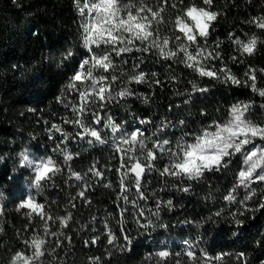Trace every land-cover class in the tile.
<instances>
[{
  "label": "trees",
  "instance_id": "obj_1",
  "mask_svg": "<svg viewBox=\"0 0 264 264\" xmlns=\"http://www.w3.org/2000/svg\"><path fill=\"white\" fill-rule=\"evenodd\" d=\"M146 2L153 10L163 8L159 30L161 36L169 37L175 32V16L181 9L192 3L204 6L202 0ZM210 10L218 13L217 18L207 38H199L198 43L207 51L218 52L219 58L206 64L217 70L226 67L241 83L202 77L179 62L182 56L164 59L155 49L143 52L133 48L119 56L111 53L113 69L109 73L98 69L95 74L109 79L117 76L113 95L123 86L133 95L107 103L103 109H90L85 115V124L99 130L106 141L101 144L87 134L81 137V128L64 122L75 119L65 104L79 99L67 85L80 61L90 55L82 43L83 21L75 0H0V264H11L17 251L31 255L24 240L33 234L45 235L39 217L30 221L27 209L17 210L29 194L36 196L54 219L72 214L65 228L58 220L49 222L58 235L45 237L47 251L39 264H190L185 241L194 246L197 264H264V208L260 207L264 183L249 186L255 194L246 201L245 211L240 201L249 188L237 186L242 167L239 156L230 157L226 167L205 172L198 180L162 177L160 171L168 160L161 157L155 169L147 170L141 179L147 200L133 208L119 198L116 169L120 154L114 142L120 134L105 128L107 117H112L122 133L140 129L149 147L155 139H167L173 147L181 137L192 142L213 121L226 120L231 106L239 103L253 105L247 118L264 125V97L244 84L251 68L256 70L257 87L264 88V72L260 71L264 69V30L250 23L253 18L264 17V0H213ZM229 34L244 41L255 36V51L241 54ZM192 47L194 50L195 45ZM104 50L95 49L97 53ZM69 52L73 54L70 58ZM139 72L145 74L144 82L129 83L128 77ZM193 84L208 91L193 92ZM93 110L100 114V124L93 122ZM53 123L62 131L49 132ZM25 150L41 158L50 156L60 168L39 195L32 189L28 192L26 178L31 172L19 165V154ZM65 153L73 157L67 163ZM93 165L103 172L102 178L89 172ZM69 169L79 172L83 179L71 177ZM109 183L111 187H105ZM185 187L189 191H183ZM82 190L83 197L78 195ZM230 192L235 196L233 201L225 200ZM128 195L130 200L136 198L134 189ZM158 200H171L172 206L161 204L157 210ZM140 209L143 216L138 215ZM221 210L223 215L214 218L215 223L208 221ZM233 212L244 213L237 217L243 221L242 227L234 225ZM149 221L151 225L141 227ZM109 232L115 237L112 244L108 242ZM124 235L131 243L125 242ZM160 251L170 255L161 258L157 255ZM240 253L244 257L238 259Z\"/></svg>",
  "mask_w": 264,
  "mask_h": 264
},
{
  "label": "snow or ice",
  "instance_id": "obj_2",
  "mask_svg": "<svg viewBox=\"0 0 264 264\" xmlns=\"http://www.w3.org/2000/svg\"><path fill=\"white\" fill-rule=\"evenodd\" d=\"M75 2L83 21L81 25L82 43L90 55L80 61L67 85V89L77 93L79 99L75 103L69 101L68 104H65V107H71L75 119L69 120L66 118L64 122L73 123L81 128L82 132L78 133L81 137L87 134L101 144L106 143L99 130L85 124V115L89 113L90 109H103L107 103L133 95V92L127 86L121 87L113 95V85L118 79L117 76L112 75L109 79L107 75L95 74L98 69L103 73H109L113 69L111 53L119 56L124 52L132 51L133 48L143 52L155 49L164 59H175L182 56L179 62L202 77L206 76L213 79L223 77L224 83L234 85L241 83L226 67L218 70L209 67L206 61L218 59L219 53L207 51L206 47L199 46V38H207L209 28L218 15V13L210 10L213 0H202L204 6H197L196 3H192L181 9L175 16L173 25L175 32L172 37L161 36L160 34L159 25L163 23V8L153 10L146 0H75ZM166 2L167 0H165ZM172 7L176 8L177 5L173 4ZM250 23L264 30V17L253 18ZM229 39L237 45V50L241 54L251 55L255 51L257 45L255 36L244 41L238 36L229 34ZM173 41H175L174 44ZM137 42H139V47H137ZM194 45L195 49L193 50L192 46ZM101 47L105 50L103 53H97L95 49ZM72 55L69 52L68 58ZM233 59L235 60L236 57L234 56ZM260 71L264 72V69ZM255 72V69H249L245 74L244 84L250 87L253 92L258 93L259 96L264 97V88L257 87ZM144 79L145 74L143 72L128 77L129 83H142ZM156 83H159V81H156ZM192 90L193 92L208 91L207 88H198L195 84H193ZM145 100H147V97H145ZM57 101L62 103L63 98L57 97ZM252 106L243 103L232 105L226 120L223 122L213 121L203 128L199 134H196L192 142H188L181 137L175 147L167 139H155L149 147L144 133L140 129H136L131 133H122L120 126L113 121L112 117H107L104 121L105 128L110 129L114 135L120 134L119 139L114 142L115 149L120 154V166L116 169L120 178L119 198L123 199L126 204L131 203L133 208L139 207V201L147 200L148 196L142 189L141 179L147 170L155 169L156 161L161 157H167L168 160V163L160 171L162 177L170 176L198 180L204 176L205 172L219 171L222 167H226V161L230 162V157L239 154L243 157V166L237 174V186L249 188L248 194L240 201L245 211H247L246 201L250 200L255 194V189L249 186L254 183H264V125L247 118V113ZM261 107H264V105H261ZM91 115L95 124L102 122L100 114L96 111H91ZM140 123H146V121ZM163 127H166V125ZM52 130L62 131L60 126L55 123L48 129L49 132ZM65 138L67 139V137ZM257 140L260 143H256ZM19 156L20 167L31 170V176L26 178L29 181V188L34 189L36 195H39L44 191V186L60 171L57 162L50 156L47 158L31 157L27 150L21 152ZM72 158L70 153H65V163ZM2 159L3 157H0V160ZM69 171L70 176L76 180L83 179L79 172L71 171V169ZM89 172L97 178L103 177V172L99 171L95 165L89 169ZM130 183L132 185L131 189L129 188ZM105 187H111V183L105 185ZM132 189H134L136 198L130 200L128 193ZM183 191L187 192L189 188L185 187ZM78 195L83 197L84 191L82 190ZM225 200L233 201L235 196L230 192ZM165 203L169 207L172 206L171 200L166 202L158 200L157 210L161 204ZM260 207L264 208V203ZM21 209L28 210L27 216L30 221L33 217L40 218L45 235L33 234L30 238L25 239V247L31 251V255L26 254L24 251H17L12 257L11 264H39L41 257L47 251L45 237L58 235L56 231L51 230L49 222L55 223L58 220L60 227L65 228L72 214L69 212L67 216L54 219L50 213L45 212V205L38 202L36 196L31 194L17 206L18 211ZM243 214V212L230 214L235 226H243V221L237 218ZM121 215H123V210ZM138 215H144L143 209H140ZM222 215L223 210L217 211L208 217V221L215 223L214 218ZM149 225H151V221L148 224H142L141 227H148ZM161 227H166V225H161ZM59 235H63V233H59ZM68 239L70 242V237ZM114 240L115 237L109 232V244H112ZM124 240L126 243H131L127 235H124ZM92 242L95 243V239ZM56 243L57 247L61 246L59 240ZM185 244L187 245L185 255L190 264H197L196 252L193 250L194 246L189 244L188 241H185ZM51 251L54 253L55 249ZM157 255L165 258L170 253L160 251ZM243 257L244 254L240 253L238 259ZM216 259L219 260L221 257ZM177 264H179V261Z\"/></svg>",
  "mask_w": 264,
  "mask_h": 264
},
{
  "label": "rangeland",
  "instance_id": "obj_3",
  "mask_svg": "<svg viewBox=\"0 0 264 264\" xmlns=\"http://www.w3.org/2000/svg\"><path fill=\"white\" fill-rule=\"evenodd\" d=\"M256 143H260V141L257 140ZM29 154H30V153H29ZM30 156H31V157H34V158H41V157L34 156L33 154H30ZM235 156H239L240 159H241V161H243V157L240 156L239 154H238V155H235ZM235 156H232V157H235ZM19 158H20V156H19ZM226 162H227V161H226ZM242 166H243V164H242ZM28 170L31 172L30 169H28ZM245 188H246V187H243V186H242V189H243V190H244ZM30 190H31V189L28 187V192H31ZM32 190H34V189H32Z\"/></svg>",
  "mask_w": 264,
  "mask_h": 264
}]
</instances>
